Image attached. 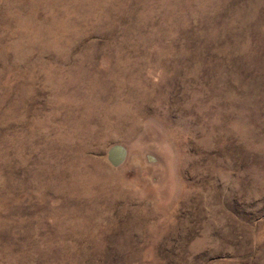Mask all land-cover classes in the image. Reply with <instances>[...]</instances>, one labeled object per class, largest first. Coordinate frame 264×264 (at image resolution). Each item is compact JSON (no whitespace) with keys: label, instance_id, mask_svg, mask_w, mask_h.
<instances>
[{"label":"rangeland","instance_id":"rangeland-1","mask_svg":"<svg viewBox=\"0 0 264 264\" xmlns=\"http://www.w3.org/2000/svg\"><path fill=\"white\" fill-rule=\"evenodd\" d=\"M0 264H264V0H0Z\"/></svg>","mask_w":264,"mask_h":264},{"label":"water","instance_id":"water-1","mask_svg":"<svg viewBox=\"0 0 264 264\" xmlns=\"http://www.w3.org/2000/svg\"><path fill=\"white\" fill-rule=\"evenodd\" d=\"M107 157L114 167H119L127 160L128 149L122 144H114L109 148Z\"/></svg>","mask_w":264,"mask_h":264}]
</instances>
